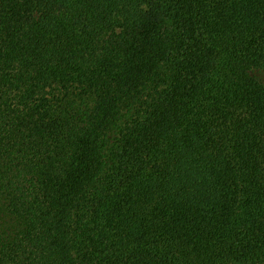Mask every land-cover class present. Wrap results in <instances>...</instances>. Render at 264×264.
Wrapping results in <instances>:
<instances>
[{"label":"trees","instance_id":"1","mask_svg":"<svg viewBox=\"0 0 264 264\" xmlns=\"http://www.w3.org/2000/svg\"><path fill=\"white\" fill-rule=\"evenodd\" d=\"M0 264H264V0H0Z\"/></svg>","mask_w":264,"mask_h":264}]
</instances>
